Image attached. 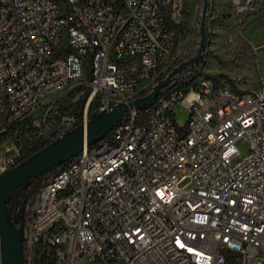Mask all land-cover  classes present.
I'll list each match as a JSON object with an SVG mask.
<instances>
[{"label":"built area","instance_id":"2783aa9c","mask_svg":"<svg viewBox=\"0 0 264 264\" xmlns=\"http://www.w3.org/2000/svg\"><path fill=\"white\" fill-rule=\"evenodd\" d=\"M185 15V0H0V174L86 124L93 102L150 92ZM188 81L44 175L26 203L25 264H264V77Z\"/></svg>","mask_w":264,"mask_h":264},{"label":"rangeland","instance_id":"374dc122","mask_svg":"<svg viewBox=\"0 0 264 264\" xmlns=\"http://www.w3.org/2000/svg\"><path fill=\"white\" fill-rule=\"evenodd\" d=\"M185 2V30L179 36L177 48L163 67L161 79L182 61L197 54L201 37L203 0H185ZM205 30L206 40L201 58L177 74L171 82H184L192 78L197 80L200 75L206 74L217 77L219 81L227 84L244 88L257 85L260 76L264 77V6H253L239 14L230 0H209ZM145 94L147 93L143 94L139 91L137 97ZM74 95L75 89L69 94L55 98L51 103L44 104L39 113L55 112L67 106L69 98L72 99ZM100 105L95 101L91 104L90 110L98 109ZM177 113L180 123L188 121L189 113L183 111L182 107L177 109ZM35 134H30V139ZM24 138L28 140L27 136ZM239 146L242 154L245 155L248 146L242 141ZM34 152L35 150L30 153ZM30 219V215H27V220Z\"/></svg>","mask_w":264,"mask_h":264},{"label":"water","instance_id":"95a60500","mask_svg":"<svg viewBox=\"0 0 264 264\" xmlns=\"http://www.w3.org/2000/svg\"><path fill=\"white\" fill-rule=\"evenodd\" d=\"M209 0H203L201 14V37L197 54L172 68L171 71L143 96L129 102L114 103L95 112L86 124H80L69 130L63 137L53 140L42 149L34 152L18 165L0 174V252L1 264H25L24 230L26 226V200L19 204V211H11L8 203L16 197L18 189H28L32 178H37L54 167L61 166L76 157L85 145L103 139L106 134L132 108H144L155 101L161 90L189 65L198 61L203 52L206 40V16ZM18 221V224L15 223Z\"/></svg>","mask_w":264,"mask_h":264},{"label":"trees","instance_id":"16d2710c","mask_svg":"<svg viewBox=\"0 0 264 264\" xmlns=\"http://www.w3.org/2000/svg\"><path fill=\"white\" fill-rule=\"evenodd\" d=\"M57 1H59V2H61L62 4H64V0H57ZM185 26H186V23L184 24V25H182V26H180V32H181V34L184 32V30H185ZM223 77H226V75H222ZM209 77H211L212 79H214L216 82H218L219 80L217 79V77H213V76H209ZM195 81V78H192L191 80H189L188 81V83H187V85H190L192 82H194ZM232 85V84H231ZM233 86H235V85H233ZM87 95L88 94H86L85 96H83L79 101H78V108H79V112L82 114V112H83V108H84V105H85V103H86V99H87ZM149 106H147V107H144L143 108V110L144 109H147ZM98 111V109H91L90 111H89V119L92 117V115L95 113V112H97ZM45 147V146H44ZM40 150V149H39ZM36 151H38V150H35V152ZM33 153H30V154H28V155H26L25 157H24V159H26V158H28L30 155H32ZM57 169V167H54V168H52L51 170H49V171H53V170H56ZM48 171V172H49ZM48 172H46V173H48ZM46 173H44L43 175H41V176H39V177H37V178H32L31 179V182H30V187L28 188V189H18V190H16L15 191V194L17 195L16 197H14V198H12L10 201H9V203H8V205H9V207H10V209H11V211H14V210H16V208H18L19 207V204H20V201L21 200H23V199H25L26 200V203L28 202V200L30 199V197L33 195V194H36L39 190H40V188L43 186V184H44V175L46 174ZM15 223L16 224H18V221L17 220H15Z\"/></svg>","mask_w":264,"mask_h":264},{"label":"flooded vegetation","instance_id":"af4514ba","mask_svg":"<svg viewBox=\"0 0 264 264\" xmlns=\"http://www.w3.org/2000/svg\"><path fill=\"white\" fill-rule=\"evenodd\" d=\"M26 217H27V215H26Z\"/></svg>","mask_w":264,"mask_h":264},{"label":"snow or ice","instance_id":"6c2138e0","mask_svg":"<svg viewBox=\"0 0 264 264\" xmlns=\"http://www.w3.org/2000/svg\"><path fill=\"white\" fill-rule=\"evenodd\" d=\"M181 246H183V245H181Z\"/></svg>","mask_w":264,"mask_h":264}]
</instances>
